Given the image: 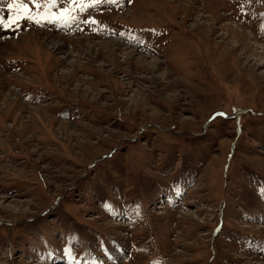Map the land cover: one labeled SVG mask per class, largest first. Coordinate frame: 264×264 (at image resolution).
Masks as SVG:
<instances>
[{"label":"rangeland","instance_id":"obj_1","mask_svg":"<svg viewBox=\"0 0 264 264\" xmlns=\"http://www.w3.org/2000/svg\"><path fill=\"white\" fill-rule=\"evenodd\" d=\"M171 1L0 29V264H264V0Z\"/></svg>","mask_w":264,"mask_h":264},{"label":"snow or ice","instance_id":"obj_2","mask_svg":"<svg viewBox=\"0 0 264 264\" xmlns=\"http://www.w3.org/2000/svg\"><path fill=\"white\" fill-rule=\"evenodd\" d=\"M59 0H0V29L13 30L22 20L41 25L44 22L68 24L75 21L77 13L102 3L116 4L120 0H65L63 7L57 9ZM131 3V0H128ZM7 13H3V9ZM84 23L96 24L98 21L88 16ZM226 115V114H221Z\"/></svg>","mask_w":264,"mask_h":264},{"label":"bare ground","instance_id":"obj_3","mask_svg":"<svg viewBox=\"0 0 264 264\" xmlns=\"http://www.w3.org/2000/svg\"><path fill=\"white\" fill-rule=\"evenodd\" d=\"M171 1V0H170ZM171 3H174V2H172L171 1ZM168 4V3H167ZM225 26V25H224ZM229 27H231V29H232V27L234 28L233 30H235V36H234V38L232 39V40H230V39H228L227 41H226V44L227 45H231V46H233V47H239L240 46V44H241V46L242 45H244L246 42H243V43H241L242 41H243V38H244V41L246 40L247 41V39L249 40L250 38H248V35L247 34H245L244 33V31L243 30H241L240 29V27H237V26H230V25H228ZM226 36L228 37V34H226ZM245 37H246V39H245ZM38 40V39H37ZM48 39H46V42H45V44L47 43V44H49L50 46H55V44L54 43H49V41H47ZM84 40H86L87 41V39L86 38H84ZM88 40H90V39H88ZM83 41V40H82ZM250 41V40H249ZM39 42L41 43V44H43V42L39 39ZM247 43H248V41H247ZM246 43V44H247ZM118 43H116V42H114V41H105V42H102V43H95V42H92L91 40H90V42H88L87 41V44H85V46H83L85 49H86V53L88 54V55H92L93 53L94 54H97V52H99L100 51V49H102V48H104L105 49V53H107V54H109V56H112L113 54H115L114 52H115V50H117L116 49V46H118L117 45ZM248 44H250V43H248ZM247 44V45H248ZM121 47V46H120ZM54 49V48H53ZM120 49V48H119ZM128 49V48H127ZM127 49H123L124 51H125V55H126V58H133L134 59V57L136 58V55H135V53H134V51H128ZM243 49V48H242ZM246 49V48H245ZM244 49V50H245ZM233 50V49H232ZM246 51V50H245ZM252 55V54H251ZM253 55L255 56L253 59H257V58H259V59H264V49L263 48H260V47H255V49L253 50ZM70 56V55H69ZM138 56H140V55H138ZM139 59L138 60H140V61H144V58L145 57H138ZM146 59V58H145ZM137 60V61H138ZM156 60H151V61H148L147 63H145L144 62V64H146V68L147 69H149L150 71H152V72H157L158 70H159V67H160V63L159 62H155ZM141 63V62H140ZM105 74V73H104ZM72 75V74H71ZM168 74L166 73V72H163V74H161L160 75V77H155V79L156 78H168ZM70 77V76H69ZM9 95H10V93H9ZM5 100V99H4ZM11 204H13L15 207L16 206H19V208L21 207L20 205H18L16 202H11ZM22 208V207H21ZM114 252V251H113ZM113 253H112V257H113ZM114 259H116L115 257H113ZM122 263V262H121ZM120 263V264H121Z\"/></svg>","mask_w":264,"mask_h":264}]
</instances>
